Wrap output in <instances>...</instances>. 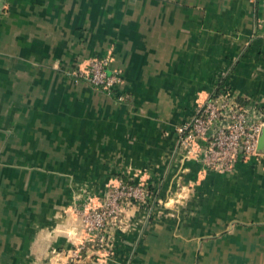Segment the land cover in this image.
I'll return each mask as SVG.
<instances>
[{
	"label": "crops",
	"instance_id": "obj_1",
	"mask_svg": "<svg viewBox=\"0 0 264 264\" xmlns=\"http://www.w3.org/2000/svg\"><path fill=\"white\" fill-rule=\"evenodd\" d=\"M106 54L111 94L69 71ZM218 88L264 106L260 0H1L0 264H264V155L218 172L177 149ZM128 179L157 195L76 258L79 210Z\"/></svg>",
	"mask_w": 264,
	"mask_h": 264
},
{
	"label": "built area",
	"instance_id": "obj_2",
	"mask_svg": "<svg viewBox=\"0 0 264 264\" xmlns=\"http://www.w3.org/2000/svg\"><path fill=\"white\" fill-rule=\"evenodd\" d=\"M1 1V0H0ZM264 5V0H260ZM112 56L92 57L88 66L76 71L97 89L113 93L122 83L119 71L110 70ZM123 99V96H119ZM264 128V106L260 101L218 88L198 107L196 113L176 128L177 149L185 157L197 159L208 169L233 171L238 162L264 155L259 141ZM152 192L133 179L110 185L98 207L79 210L85 241L75 250L76 258L85 250L110 251L112 223L127 203L148 205Z\"/></svg>",
	"mask_w": 264,
	"mask_h": 264
},
{
	"label": "water",
	"instance_id": "obj_3",
	"mask_svg": "<svg viewBox=\"0 0 264 264\" xmlns=\"http://www.w3.org/2000/svg\"><path fill=\"white\" fill-rule=\"evenodd\" d=\"M259 151L264 153V128L262 129L260 141H259Z\"/></svg>",
	"mask_w": 264,
	"mask_h": 264
},
{
	"label": "rangeland",
	"instance_id": "obj_4",
	"mask_svg": "<svg viewBox=\"0 0 264 264\" xmlns=\"http://www.w3.org/2000/svg\"><path fill=\"white\" fill-rule=\"evenodd\" d=\"M88 65H86V67H87ZM86 67L85 68H81L82 70L84 69H86ZM79 68V67H78ZM69 70V69H68ZM77 69H75V68H71V70H69L71 73H73V75H74V77H77V79L76 80H78V81H80V79H82V78H80V75L79 74H77V72L78 71H76ZM86 81V80H85ZM86 82H88V81H86ZM89 83V82H88ZM90 84V83H89Z\"/></svg>",
	"mask_w": 264,
	"mask_h": 264
},
{
	"label": "trees",
	"instance_id": "obj_5",
	"mask_svg": "<svg viewBox=\"0 0 264 264\" xmlns=\"http://www.w3.org/2000/svg\"><path fill=\"white\" fill-rule=\"evenodd\" d=\"M102 56H104V55H96V56H94V57H102ZM116 89H118V88H116ZM115 89V90H116ZM149 189H150V191L152 192V194L154 195V196H156L157 194H156V191H155V189L154 188H150V187H148Z\"/></svg>",
	"mask_w": 264,
	"mask_h": 264
}]
</instances>
